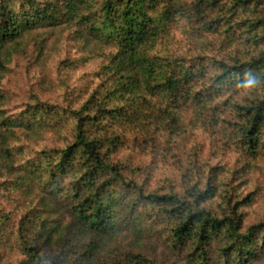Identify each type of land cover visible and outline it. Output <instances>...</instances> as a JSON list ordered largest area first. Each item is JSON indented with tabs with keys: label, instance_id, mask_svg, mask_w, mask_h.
<instances>
[{
	"label": "trees",
	"instance_id": "obj_1",
	"mask_svg": "<svg viewBox=\"0 0 264 264\" xmlns=\"http://www.w3.org/2000/svg\"><path fill=\"white\" fill-rule=\"evenodd\" d=\"M60 27L100 47L104 80L61 106L44 80L18 110L0 92V251L17 250L14 264H97L121 232L138 242L164 224L166 249L188 264H252L264 221L245 225L251 194L237 201L197 154L168 162L188 129L211 136L214 156L221 134L252 159L264 148V0H0V83L26 38ZM147 154L172 174L155 181Z\"/></svg>",
	"mask_w": 264,
	"mask_h": 264
},
{
	"label": "rangeland",
	"instance_id": "obj_2",
	"mask_svg": "<svg viewBox=\"0 0 264 264\" xmlns=\"http://www.w3.org/2000/svg\"><path fill=\"white\" fill-rule=\"evenodd\" d=\"M170 33V40H168L170 47L174 52H183L188 44L186 38L177 30ZM42 38L44 39V48L39 57V49L36 45L38 42L36 41ZM205 38V36L199 38L200 46H203V43L208 45L209 42ZM23 43L24 53L11 62L8 72L0 83V92L8 100L5 105L8 107L7 110H18L22 104L26 103L29 92L37 90V83L40 80H44L45 83L43 98L60 106L71 100L75 104L81 103L87 98L88 92H92L100 81L104 80L97 76V67L101 61L99 58L104 52L99 50V46L83 49L86 46L80 40L71 41L67 29L60 27L40 31L26 38ZM66 59H71L69 62H73L72 66L67 67L66 63H63ZM63 82L65 85L62 87ZM48 137L52 138L53 134L47 135ZM220 137L222 138L217 142L218 153L214 156L211 136L202 128L199 130L188 129L178 138L179 145L174 152L176 159L170 157L171 160L168 164L174 166L179 160L186 159V157L194 160L193 156L196 154L200 161L210 160L211 165L223 169V188L238 190V194L241 196L237 201H241L243 197L251 194L252 204L243 209L245 225L249 226L264 221V148L259 150L255 159H252L242 153L237 146L227 143L228 140L224 134H221ZM137 159L140 160L139 156ZM143 159H145V161L143 160L145 165L154 168L153 178L155 181H162L164 176H170L173 172L171 167H167L159 161L154 166H150L149 163L153 162L149 161L151 160L150 154H147ZM244 161L246 162L244 163ZM244 166L248 167L244 168ZM4 205L6 208L10 206L7 203ZM15 218L10 214V221ZM164 228V224L155 225L152 231L147 232L145 237L139 239L138 242L131 233L121 232L118 237L105 243V246L101 248L100 253L96 256L97 264H131L129 257L139 254L148 255L158 264H188L186 252L171 254L166 249ZM259 241L260 244L264 241V234L259 236ZM263 252L256 260L252 261V264H264ZM20 259L21 256L17 250L10 249L9 246H6L2 252L0 251V264H14ZM73 260L71 259L70 264Z\"/></svg>",
	"mask_w": 264,
	"mask_h": 264
},
{
	"label": "clouds",
	"instance_id": "obj_3",
	"mask_svg": "<svg viewBox=\"0 0 264 264\" xmlns=\"http://www.w3.org/2000/svg\"><path fill=\"white\" fill-rule=\"evenodd\" d=\"M253 83V81H248V85H251Z\"/></svg>",
	"mask_w": 264,
	"mask_h": 264
}]
</instances>
